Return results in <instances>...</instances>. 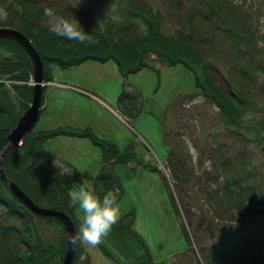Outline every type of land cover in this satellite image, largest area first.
I'll return each mask as SVG.
<instances>
[{
  "label": "rangeland",
  "instance_id": "374dc122",
  "mask_svg": "<svg viewBox=\"0 0 264 264\" xmlns=\"http://www.w3.org/2000/svg\"><path fill=\"white\" fill-rule=\"evenodd\" d=\"M196 1L204 2L80 0L79 3V0H32V4H38L41 8H56L58 14L87 21L91 27L103 28L110 23L123 27L128 23L133 30L137 27L142 29L144 25L140 17L128 20L125 14L127 6L134 9L143 7L162 17L163 27L167 31L176 26L177 19L171 8L177 7L178 15L182 16V22L178 25H194L192 22L187 24L186 17H192L193 23L197 20L201 22L200 29L206 37L203 46L211 53V62H225L226 65L217 63L221 67L220 74L240 84V89L244 90L250 101L254 100L253 104L246 106L242 122L248 127L262 115L261 108H264V0H227V7L230 8L224 9L226 12L222 9L219 14L215 11L206 16L201 14V6ZM74 4L78 5L73 7ZM74 11L78 13L73 14ZM7 16L6 4L0 5V26ZM224 19L227 22L222 21ZM43 24L46 25V18ZM216 25L219 27L217 36L211 40V31L217 28ZM213 40L219 48L213 50L217 54L215 57L210 51ZM0 55L7 57L9 54L0 48ZM152 60L157 70L143 68L127 77L118 73L112 60L105 63L87 60L66 69L52 65L53 83L45 89V107L33 131L58 126L90 127L98 137L115 143L121 150L131 146L136 161L113 166L121 185L118 201L121 216L134 211V229L145 240L154 262L162 264H197L196 257L200 258L201 264H206L210 248L217 244L220 235L245 223H242L245 217L239 218L238 213L235 218L218 213L215 200L206 191L217 189L223 185L226 176L233 174L240 181L242 190L247 191L240 195L245 201L246 217L256 218L255 224L245 223L241 230L245 232L242 236H251L253 241L240 237L237 244L248 246L245 248L250 251V257L246 264L263 263V130L250 133L244 129L245 135L240 137L230 133L228 129H233L234 125L226 128L217 107L199 94L190 96L197 92L192 72L183 65L166 66L159 64L161 62L155 57ZM243 68L246 71L244 74L240 71ZM5 87L17 112L15 119L22 112L20 101L12 85L5 84ZM123 90L138 91L141 97L136 103H120L118 98ZM179 96H182L181 101ZM174 101L182 104L172 106ZM12 123L6 125V129ZM44 148L55 160L59 158L75 169L83 184L94 188L96 175L102 166L99 147L87 138L57 136L48 139ZM171 149L178 155L176 163L187 182L177 181L166 168ZM153 168L164 173L168 188L160 173ZM55 170L58 174L59 169ZM73 186L78 189L82 185H65L67 191ZM169 192L178 206L176 212ZM74 214L78 218L75 207ZM32 218L36 228L33 242L42 243L45 249L49 246L54 248L55 252L47 264H61V257L57 254L64 234L61 225L33 214ZM4 224L21 228L20 221L15 217L6 218V209L0 205V226ZM14 237H9V252L24 251L23 243ZM102 244L121 264H129L114 249L110 234ZM81 246L82 252L73 264H118L105 257L98 246ZM234 248L233 244H228L218 254L230 257L235 252Z\"/></svg>",
  "mask_w": 264,
  "mask_h": 264
},
{
  "label": "trees",
  "instance_id": "16d2710c",
  "mask_svg": "<svg viewBox=\"0 0 264 264\" xmlns=\"http://www.w3.org/2000/svg\"><path fill=\"white\" fill-rule=\"evenodd\" d=\"M203 1L196 2L197 5L201 6L200 12L204 16L215 11H218L219 14L222 9L223 12H226L225 10L230 8L227 7V0ZM32 3V0H0V5L6 4V10L8 11V16L0 27L16 25L12 28L20 30L29 38L34 47L40 52L45 81H53L52 65L66 69L80 65L87 60H94L100 63L112 60L116 65L118 73L122 77H127L130 74L139 72L143 68L157 70V66L152 62V59L155 57L161 62L159 63L161 65H183L187 70L192 72L194 86L197 91L195 93L197 94L189 95L198 96L199 94L205 101L217 107L226 128L228 129L230 125H234L235 128L228 129L230 133H234L240 137L245 135L244 129L250 133H260L259 129H262L264 132V108H261L262 115L254 123L248 127L243 125L246 106L253 104L254 100L250 101V98L243 92L244 90L240 89V84L237 85L236 81L220 74L221 67L217 63L226 65L225 62H211L210 56L212 55L203 46L206 37L202 35L203 31L200 29L201 22L198 23L197 20L196 23H193L192 17H186L185 22H192L194 25H178L182 22V16L178 15L179 11L177 7L172 6L173 8H171L174 11V17L177 19L176 26L168 31L163 27L164 19L162 17L156 16L153 11L144 10L143 7L134 9L127 6L128 11L125 13L128 16V20L140 17L144 25L142 29L137 27L133 30V26L128 23L124 24L123 27L113 23L107 24L103 28L100 26L91 27L89 22L79 21L84 31L91 34L94 41L92 44H80L78 41H68L58 37L49 31L48 27L43 24L45 18L43 16L44 8ZM192 6L194 5H190V7ZM77 13V11L73 12V14ZM64 17L71 18L70 15ZM222 21L227 22L225 19ZM217 25V28L211 31L212 38H209L211 40L217 36L216 30L219 28ZM214 43L215 41L213 40L212 47L210 48L213 57L217 55L213 50L219 49ZM0 48L9 54L7 57L0 55V77L23 82L12 84V89L20 101L23 112L31 100L32 87L26 81H28L33 73L32 63L22 46L15 40L0 38ZM244 70L245 68L240 69L243 74L246 72ZM46 87L44 86L42 106L44 105ZM140 97L141 94L138 91L123 90L118 100L120 103H136ZM181 97H178L180 101ZM132 98L134 99L133 101ZM180 104L182 103L174 101L172 106H180ZM44 107L41 109L40 114L43 112ZM22 112L14 119V116L17 114L15 106L11 103L7 88L3 84H0V152L6 145L4 137L7 131L15 125ZM12 121L13 123L10 128L6 129V125ZM57 136L87 138L100 148L102 151V166L96 175L93 189L101 196L109 190L121 192L120 181L113 170V166L115 164L127 165L130 161H136L135 152L130 145L122 150L119 149L115 143L98 137L90 127L73 128L69 126H58L38 131H33L32 129L24 136L23 143L18 148L9 150L2 162V167L7 176L15 181L38 205L66 212L72 219L77 232L80 221L74 214V207L70 205L65 185L68 183L83 185V182L76 170L71 166H69L73 169V175L71 176L60 177L55 173L56 167L53 165L55 159L45 150L44 143L48 139ZM177 156L171 149L167 158L166 168L170 170L172 177L177 181L187 182L188 180L180 174L181 167L176 163L179 160ZM153 170L160 173L168 188L164 173L158 171L156 168H153ZM226 178L225 182L222 183L223 185L217 189L213 191L206 189L207 193L215 200L214 202L218 206V213L225 216L231 215L233 218L238 213L239 218L240 216L242 218L245 217V219H242V222L249 225L255 224L256 218L246 217L247 214H245L244 210L245 201L240 196L247 191L242 190L240 181L235 179L233 174L226 176ZM196 182L199 184V181ZM169 196L172 207L176 212L178 206L175 199L170 192ZM0 205L6 209V218L10 216L15 217L20 221L21 226V228L14 224L0 226V264H47L52 253L54 254L55 252L54 248L49 246L45 249L42 243L33 242L36 238V228L32 213L17 200L1 178ZM245 208L248 209L247 206ZM229 212L231 214H228ZM37 217L56 221L61 225L64 233V228L58 219L48 216ZM134 219L135 214L133 210L120 216L119 223L114 226L110 233L111 244L114 246V249L129 264H162V262H154L148 245L133 227ZM243 225L220 235L217 239V244L210 248L206 264H229V262L230 264H246L248 262L250 257V251L246 250L248 246H245V248L237 244L240 237L253 241L251 236H242L245 235V232L241 231ZM14 236L23 243L24 251L9 252V237ZM228 244L235 246L233 255L226 257L218 254ZM19 245L22 247V244ZM187 245H189V242ZM98 247L105 257L121 264V261L117 260L104 244L101 243ZM65 248L66 240L64 233L61 243L57 247V254L61 258L65 252ZM81 252L82 246L77 247L74 261Z\"/></svg>",
  "mask_w": 264,
  "mask_h": 264
},
{
  "label": "clouds",
  "instance_id": "9594fccd",
  "mask_svg": "<svg viewBox=\"0 0 264 264\" xmlns=\"http://www.w3.org/2000/svg\"><path fill=\"white\" fill-rule=\"evenodd\" d=\"M78 4H74L73 7ZM43 16L46 18L49 31L56 36L68 41H78L80 44L94 42L91 34L86 33L80 22L73 16L70 19L66 18L52 7H45ZM53 165L59 169L60 177L73 175V169L61 162L59 158L53 161ZM68 196L70 205L76 208V214L80 219L78 231L68 237L70 244L73 248L81 245L92 247L100 245L119 223L121 216L118 202L119 191L109 190L101 196L85 183L78 189L75 186L69 189Z\"/></svg>",
  "mask_w": 264,
  "mask_h": 264
},
{
  "label": "water",
  "instance_id": "95a60500",
  "mask_svg": "<svg viewBox=\"0 0 264 264\" xmlns=\"http://www.w3.org/2000/svg\"><path fill=\"white\" fill-rule=\"evenodd\" d=\"M0 38H10L18 42L24 51L27 53L32 66V89L31 100L26 109L17 119L15 125L10 128L4 141L6 145L0 152V178L7 185L10 192L17 198V200L25 206L32 214L38 216H48L58 219L65 233L66 248L61 259V264H72L77 248H73L69 242V235L76 233L75 225L70 216L61 210L40 206L26 194L11 178L5 173L2 162L10 149L18 148L24 140V136L31 131L38 121L40 110L42 109L43 91H44V68L40 52L34 47L32 42L20 30L12 27H0ZM263 208L260 210L262 211ZM264 259V257H263ZM197 264H201L199 257H196ZM261 264H264L261 263Z\"/></svg>",
  "mask_w": 264,
  "mask_h": 264
},
{
  "label": "flooded vegetation",
  "instance_id": "af4514ba",
  "mask_svg": "<svg viewBox=\"0 0 264 264\" xmlns=\"http://www.w3.org/2000/svg\"><path fill=\"white\" fill-rule=\"evenodd\" d=\"M8 39H10V38H8ZM13 40V39H12Z\"/></svg>",
  "mask_w": 264,
  "mask_h": 264
}]
</instances>
